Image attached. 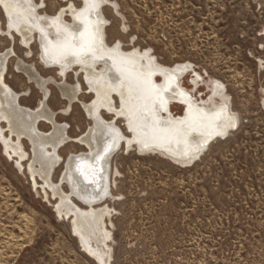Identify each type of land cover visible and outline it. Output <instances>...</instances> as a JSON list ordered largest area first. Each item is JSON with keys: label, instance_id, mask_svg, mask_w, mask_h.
Wrapping results in <instances>:
<instances>
[{"label": "rangeland", "instance_id": "obj_1", "mask_svg": "<svg viewBox=\"0 0 264 264\" xmlns=\"http://www.w3.org/2000/svg\"><path fill=\"white\" fill-rule=\"evenodd\" d=\"M34 2L39 17L62 12L66 24L72 23L70 11L84 5V0ZM101 14L108 48L119 42L123 52L148 50L162 66L189 62L192 72L180 85L205 101L210 81L220 82L236 115L225 137L212 139L198 159L180 167L157 153L139 154L125 118L101 111L104 121L130 140L129 147L122 140L109 160L113 200L98 205L108 210L103 220L109 231L108 264H264V0H106ZM7 24L0 4L3 81L18 95L17 104L31 111L43 100L36 80L45 81L47 111L64 125L68 138L57 148L59 161L49 184L69 195L71 205L85 209L60 178L66 158L87 151L76 138L93 124L84 105L95 96L79 67L67 72L66 81L58 68L45 67L37 30L25 46ZM61 83L79 86L70 104ZM111 99L112 108L119 109L117 95ZM212 100L220 102L218 96ZM170 109L179 115L183 106L174 102ZM36 129L49 133L53 128L40 119ZM21 143L26 166L33 154L26 138ZM35 177L38 188L0 145V264H96L73 237L71 220L57 217L50 189Z\"/></svg>", "mask_w": 264, "mask_h": 264}, {"label": "bare ground", "instance_id": "obj_2", "mask_svg": "<svg viewBox=\"0 0 264 264\" xmlns=\"http://www.w3.org/2000/svg\"><path fill=\"white\" fill-rule=\"evenodd\" d=\"M105 1L84 0L80 10L70 11L72 23L66 24L62 12L56 17H39L34 0H0L8 31H16L22 44L27 46L32 32L37 30L45 67L58 68L57 75L65 81L67 72L79 67L95 96L91 104L84 105L93 124L86 134L76 138L87 151L70 154L60 178L68 185L69 193L86 205L81 209L71 205L69 195L63 194L59 186L49 184L48 177L59 161L57 148L68 138L63 132L64 125L56 124L55 114L47 111L45 81L36 80L43 90L39 107L34 111L20 107L16 101L18 95L3 81L6 53L0 55V145L19 170H27L33 187L38 188L36 174L42 179L43 185L50 189L48 199H56L54 210L57 217L71 220L73 237L96 264H108L109 261L106 244L109 231L103 224L108 210L106 206H98L105 199L113 200L108 180L109 160L122 140L127 147L130 146V140L121 137L117 126L104 121L101 111H112L114 117L125 118L139 154L157 153L180 167L193 163L210 140L225 137L236 124V115L220 82L210 81L211 94L205 101H197L181 86L182 83L180 85V79L192 72L189 62L162 66L155 63L148 50L143 53L138 50L123 52L119 42L108 48L103 39L101 14ZM71 37H76L78 42H72ZM26 70L29 76L35 77L31 75V69ZM155 77L161 82L157 83ZM198 79L199 75L195 74L193 83ZM58 87L68 104L79 89L78 84L61 83ZM112 94L119 99V109L112 108ZM213 96H218L220 102L212 100ZM174 102L183 106L179 115L170 111ZM261 103L264 108V90ZM40 119L51 124L53 129L49 133L37 131L36 124ZM22 137L30 143L33 154L26 166L21 163L27 156L22 148ZM80 163L86 165L83 174L77 170Z\"/></svg>", "mask_w": 264, "mask_h": 264}, {"label": "snow or ice", "instance_id": "obj_3", "mask_svg": "<svg viewBox=\"0 0 264 264\" xmlns=\"http://www.w3.org/2000/svg\"><path fill=\"white\" fill-rule=\"evenodd\" d=\"M71 41L74 42V43L78 42L76 37H71ZM81 47H83V45H81ZM85 167H86V165H84L83 163H80V164L77 165V170H79L83 174V171H84Z\"/></svg>", "mask_w": 264, "mask_h": 264}, {"label": "water", "instance_id": "obj_4", "mask_svg": "<svg viewBox=\"0 0 264 264\" xmlns=\"http://www.w3.org/2000/svg\"><path fill=\"white\" fill-rule=\"evenodd\" d=\"M213 140H215V139H213ZM213 140H210V142H212ZM210 142H209V143H210ZM208 145H209V144H208ZM208 145H207V147H208ZM207 147H206V148H207ZM206 148H205V150H206ZM205 150H204V151H205ZM204 151H203V152H204ZM203 152H202V153H203Z\"/></svg>", "mask_w": 264, "mask_h": 264}]
</instances>
